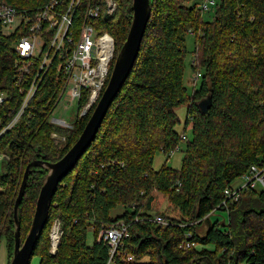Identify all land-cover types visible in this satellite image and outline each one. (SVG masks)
<instances>
[{"label":"trees","instance_id":"trees-1","mask_svg":"<svg viewBox=\"0 0 264 264\" xmlns=\"http://www.w3.org/2000/svg\"><path fill=\"white\" fill-rule=\"evenodd\" d=\"M205 1L151 0L152 17L134 69L96 139L53 197L33 254L37 264H108L110 246L100 233L121 224L129 236L111 264H264V189L242 190L238 201L224 202L225 190L253 166L264 167V0H214L204 11ZM208 11L210 21L204 17ZM132 21L133 0H119L115 15L102 21V30L115 38L116 59ZM16 58L11 41L3 39L0 92L9 98L0 107V242L6 241L9 264L14 208L27 166L61 160L95 109L80 115L85 97L72 127L51 122L63 88L51 70L22 117L7 129L24 99L16 86ZM188 63L196 76L192 93L185 85ZM205 99H211V108L204 115L198 103ZM184 105L189 118L179 133L177 109ZM54 134L64 140L57 143ZM183 144L180 169L170 167L169 158L154 168L158 153L173 156ZM48 175L45 167L30 171L18 211L22 245ZM56 223L63 235L53 255L50 234ZM130 256L135 261H128Z\"/></svg>","mask_w":264,"mask_h":264},{"label":"built area","instance_id":"built-area-1","mask_svg":"<svg viewBox=\"0 0 264 264\" xmlns=\"http://www.w3.org/2000/svg\"><path fill=\"white\" fill-rule=\"evenodd\" d=\"M27 1L31 4L16 6L0 2V44L3 39L11 41V48L17 54L14 63L16 86L24 95L21 108L7 129L22 117L51 70H55L63 82L58 102L67 95L70 102L77 101L79 105L87 97L80 114L86 115L96 107L104 93L116 62L115 38L102 30V21L115 15L119 0ZM214 4V0H207L201 9L207 11ZM8 98L6 91L0 92V107ZM53 137L64 140L56 134ZM232 187L225 190L227 200L224 202L238 201L242 190L264 189V167L253 166L250 174ZM62 235L60 224L56 223L51 235L52 247L55 243L59 247ZM128 236V227L124 224L101 231L100 240L110 246L108 264L112 263L122 241ZM190 245L195 246L187 244ZM58 247L55 251L52 248L53 255ZM128 261L135 259L130 256Z\"/></svg>","mask_w":264,"mask_h":264},{"label":"water","instance_id":"water-1","mask_svg":"<svg viewBox=\"0 0 264 264\" xmlns=\"http://www.w3.org/2000/svg\"><path fill=\"white\" fill-rule=\"evenodd\" d=\"M151 17V0H133V21L127 41L116 59L108 85L98 101L81 136L69 152L58 162L50 163L35 160L27 166L14 208L16 238L14 254L10 264H31L38 240L47 225L51 204L57 188L64 177L74 170L84 153L90 148L91 144L96 139L113 101L121 92L134 69ZM198 107L202 114H207L211 108V99L202 100L198 103ZM35 167L47 168L49 170V175L41 189L30 232L22 245L21 225L18 218V211L25 195L30 171Z\"/></svg>","mask_w":264,"mask_h":264},{"label":"rangeland","instance_id":"rangeland-1","mask_svg":"<svg viewBox=\"0 0 264 264\" xmlns=\"http://www.w3.org/2000/svg\"><path fill=\"white\" fill-rule=\"evenodd\" d=\"M211 11V10H210ZM205 12V19L207 20H211L212 17L209 14V12ZM187 46L190 52H192L194 50V43H193V39L192 38H188V42H187ZM192 55L189 56L188 61L191 60ZM192 61V60H191ZM190 61V62H191ZM195 73L193 72V70L191 69L190 64H187V70H186V74H185V85L188 88L189 93H192V91L194 90V87L192 86V81L195 79ZM200 87V80L198 82V86L197 89ZM177 114L180 118V124L177 125L176 130L179 133H183L185 131L186 128V123L187 120L189 118V105H184L181 106L177 109ZM79 116V105L78 102H70V98H68L67 95H65V97L61 100V102L57 105V107L55 108L54 112L51 115V122L58 124L60 126L63 127H72V125L75 123L77 117ZM190 126H189V130L187 132V137L191 138V130H190ZM57 143H61L59 138L55 139ZM181 149L182 150H178L175 151V153L173 154V156H167L164 153L160 152L156 155V158L154 160V168L156 170H159L163 164L166 163V159L169 158L168 164L170 167L175 168V169H180L182 167V161L184 159V152L183 149L185 148V144L181 145ZM7 156V155H6ZM5 156V157H6ZM8 157V156H7ZM9 158V157H8ZM2 160V157H0V161ZM121 212L120 209L113 211L112 215H117ZM207 228L203 227L200 229V232H206ZM52 235V232L50 234V236ZM28 236V234H27ZM26 236V238H27ZM51 239V237H50ZM52 239H51V249H50V253L52 252ZM3 255V257H7V247H6V241L5 239H1L0 242V257ZM149 259V258H148ZM38 258L37 257H33L31 264H37Z\"/></svg>","mask_w":264,"mask_h":264},{"label":"crops","instance_id":"crops-1","mask_svg":"<svg viewBox=\"0 0 264 264\" xmlns=\"http://www.w3.org/2000/svg\"><path fill=\"white\" fill-rule=\"evenodd\" d=\"M235 183H239V181H237V182H235ZM221 218V217H220ZM222 222V221H221ZM144 262H147V261H149V259L148 258H145L144 260H143ZM0 264H9L8 263V253H7V257H3V255L0 257Z\"/></svg>","mask_w":264,"mask_h":264},{"label":"bare ground","instance_id":"bare-ground-1","mask_svg":"<svg viewBox=\"0 0 264 264\" xmlns=\"http://www.w3.org/2000/svg\"><path fill=\"white\" fill-rule=\"evenodd\" d=\"M57 247H58V244L55 243L54 246H53V250L55 251L57 249Z\"/></svg>","mask_w":264,"mask_h":264}]
</instances>
